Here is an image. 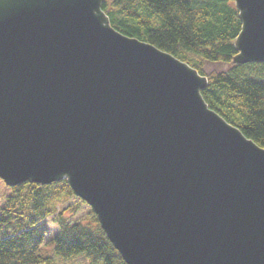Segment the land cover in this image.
Returning <instances> with one entry per match:
<instances>
[{"label":"water","instance_id":"95a60500","mask_svg":"<svg viewBox=\"0 0 264 264\" xmlns=\"http://www.w3.org/2000/svg\"><path fill=\"white\" fill-rule=\"evenodd\" d=\"M232 1V64L264 63V0ZM104 2L0 0V179L66 180L127 264H264V147Z\"/></svg>","mask_w":264,"mask_h":264},{"label":"trees","instance_id":"16d2710c","mask_svg":"<svg viewBox=\"0 0 264 264\" xmlns=\"http://www.w3.org/2000/svg\"><path fill=\"white\" fill-rule=\"evenodd\" d=\"M111 25L124 35L149 42L207 75L202 95L243 134L264 147V63L232 64L234 40L241 29L232 0H105ZM224 70L205 72L208 64ZM0 211V264H57L38 254L55 224L61 258L84 253L93 262L127 264L91 209L77 218L79 203L66 181L15 186ZM83 202V201H81Z\"/></svg>","mask_w":264,"mask_h":264},{"label":"rangeland","instance_id":"374dc122","mask_svg":"<svg viewBox=\"0 0 264 264\" xmlns=\"http://www.w3.org/2000/svg\"><path fill=\"white\" fill-rule=\"evenodd\" d=\"M228 67L225 64H208L205 68V72L209 73L211 70H224ZM12 193V189L8 187L1 179H0V211L1 207L4 205L7 197ZM76 196V195H75ZM81 198L77 197L73 198V200L68 201L67 204L79 203L80 210L78 211L77 218L85 219L86 216L90 213L92 209L85 201ZM91 208V209H90ZM85 221V220H84ZM46 225L49 227L48 235L40 247L38 254L42 257H51L55 263L57 264H102L101 261L93 262L86 254L81 253L69 258H61L56 252V242L54 240L55 235L58 233V227L53 224L51 221H47Z\"/></svg>","mask_w":264,"mask_h":264}]
</instances>
